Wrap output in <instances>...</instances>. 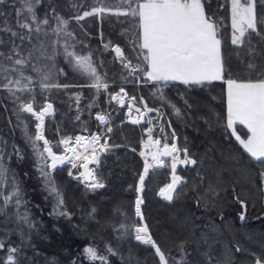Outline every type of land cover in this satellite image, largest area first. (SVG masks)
I'll return each instance as SVG.
<instances>
[{"label": "trees", "instance_id": "trees-1", "mask_svg": "<svg viewBox=\"0 0 264 264\" xmlns=\"http://www.w3.org/2000/svg\"><path fill=\"white\" fill-rule=\"evenodd\" d=\"M72 2L42 0L37 11L43 16L49 5H55L65 17L75 15V10L70 6ZM76 2L85 4V8L81 9L82 14L95 0ZM219 2L225 5L218 9V16L223 17L224 21V55L230 61L228 67L232 74L240 75L245 67L241 60L247 61L248 57L243 46L238 48L230 43V0ZM14 6L18 5H14L13 0H4L0 4V11L12 12ZM213 9H216L215 3ZM257 10L262 11L259 5ZM122 20L123 17L92 16L78 24L73 20L70 26V30L75 33V40L71 42L77 44L76 51H82L78 43L82 41V54L91 51L95 54V60L103 61L100 71L101 75L106 74L105 82L109 85L106 91L72 87L43 93V97L54 106L53 115L45 119V135L53 145L58 144L61 138L74 137L77 133L100 134L110 137L111 144L124 145L112 152L100 154L101 163L97 174L105 187L94 192L88 190L82 181L73 178L78 176L80 169L67 164L50 170L55 183L62 189L65 207L72 214L70 220L49 215L55 199L45 189L35 166L36 158L23 134V125L28 124L34 135L35 118L21 113L17 119L14 114L16 105L6 91L0 90V140L7 141L4 149L6 153H13V145H17L24 154L23 160L17 159L14 154L11 160L5 157V163L11 169L9 179L14 173L20 182L26 209L32 219L38 222L39 229L38 232H31V246L25 239L20 254L21 264H72L73 260L77 264H93L82 255L83 248L89 244L97 246L102 254H106L105 244H111L119 253L109 256L111 264H159L154 249L136 241L131 227L142 223L135 215L138 195L135 186L138 183L136 174L143 169V158L139 155L142 148L140 142L146 139L144 131L148 125L128 123L126 108L110 100V94L119 92L121 87L128 96H136L141 91L149 107L161 110L163 115L154 136L161 137L163 142L164 135H167L171 143L174 130L178 146L187 147L192 158L198 161L197 165L178 166L177 174L184 177L187 183L178 188L171 203L158 195L159 188L169 182L171 170L168 167L151 172L142 193L143 222L148 224L153 239L165 254H171L169 264H176L182 258L183 264H255V256L264 255V193L259 175L264 165L253 161L230 129L226 128L227 107L223 82L216 81L205 86H187L182 83L154 86L153 83L145 85L141 82V86H138L135 78L122 74L113 53H103L99 48L100 38L107 37L113 43L120 44L126 55L137 62L135 54L130 51L127 37L121 36V32L128 27V22L121 23ZM50 26L55 27V20L51 17ZM0 36L9 39L7 34L0 33ZM51 39H55V36ZM252 43L256 48L255 62L264 69V49L256 43L255 37ZM64 61L60 55L55 60L57 67L63 66L67 73V76L58 78L60 83H91L81 74L71 75ZM158 88L162 89L164 100L156 94ZM35 94L42 105L44 99L41 98L38 81ZM77 94L81 97L78 105L75 100ZM17 95L27 97V93L18 92ZM88 105L94 106L89 108ZM173 105L180 109L179 114ZM107 110L112 133H107L106 126L95 118L97 113ZM77 115L80 120L76 119ZM161 126L164 128L163 134L160 132ZM235 127L241 136H246V131L240 125ZM133 148L135 152L131 151ZM53 150L57 151V148ZM169 162L166 160V164ZM70 171L72 176L68 174ZM197 173L203 182L197 179ZM196 185L198 187H194ZM233 187L241 199L249 204L244 220L239 219L240 207L233 199ZM15 211V208L9 209V216ZM20 211H25V208L22 207ZM120 224L129 226L126 233L115 230ZM16 228L14 219L10 221L0 215V239L13 246L19 245L21 241L18 234H13ZM6 229L11 230L7 236ZM23 229L26 234L29 232L27 226H23ZM182 242L183 253L178 250ZM237 247L240 251H236ZM5 256L6 252L0 250V260ZM95 264L100 262L96 261Z\"/></svg>", "mask_w": 264, "mask_h": 264}, {"label": "snow or ice", "instance_id": "snow-or-ice-1", "mask_svg": "<svg viewBox=\"0 0 264 264\" xmlns=\"http://www.w3.org/2000/svg\"><path fill=\"white\" fill-rule=\"evenodd\" d=\"M12 12L0 11V33L7 34L8 40L0 36V90L8 93L14 105V114L17 119L21 113L30 114L35 118L33 129L28 124L23 125V134L27 144L31 147L36 158V168L44 181L46 191L55 199L50 216L65 217L71 219V213L67 211L62 189L55 183L50 170L65 162L73 168L83 169L78 171V176L73 177L82 181L90 191L102 189L105 184L97 174L101 163L100 153L112 152L124 145L111 144L110 137L90 133L88 136L76 135L75 137L61 138L58 144L53 145L45 135V119L54 112L53 103L43 97L44 92L53 89H69L72 87H90L97 92L105 91L109 85L105 82V76L100 69L103 61L94 59V53L87 51L82 54L76 51L77 44L75 33L70 30L71 22L77 24L86 17L115 16L123 17L121 23L128 22V27L121 32V36L127 37L131 46L130 51L135 54L137 60L133 63L120 44L111 41L104 44L106 50L110 49L115 58L121 62L123 68L129 71V75L135 76L143 84H162L167 86L170 81H179L187 86H205L213 82L221 81L225 86L227 100L226 128L250 155L253 161L264 165V69L255 62L256 48L253 46V37L256 43L264 49V0H230L231 39L230 43L238 48L243 46L247 61L241 60L245 67L240 75H233L225 58L223 47L224 28L223 17L218 16V9L225 5L219 0H95V3L81 14L85 8L83 2L73 0L71 8L75 15L65 17L57 10L55 5H49L48 11L43 16L38 14V7L42 0H13ZM228 2V0H226ZM4 0H0L3 4ZM216 9H213V4ZM258 5L262 11L258 12ZM50 17L55 20V27L50 26ZM55 36V39H51ZM62 50V51H61ZM58 55L76 72L88 77L91 83L88 85H72L60 83L58 77L67 75L63 68H58L55 60ZM53 69H56L54 72ZM41 90V105L35 94L37 87ZM55 81V82H54ZM27 93V97L17 93ZM156 94L164 100L161 88L156 89ZM127 98V99H126ZM81 97L75 96L77 105ZM110 100L115 101L121 107H127V117L133 124H141L148 113L154 112L156 119L161 118L159 108H149L144 97L128 93L123 87L119 92L110 94ZM139 105V106H138ZM94 105H88L89 108ZM175 108V106H172ZM177 114L179 108H175ZM135 112V116L133 113ZM110 114L97 113L96 120L101 124H109ZM80 120V116H76ZM246 126L247 138H242L236 132V124ZM145 129L147 139L141 140L142 150L139 155L143 157V169L136 175L138 183L135 191L138 193L135 200V215L141 221L144 220L142 205L146 180L150 173L158 168H170V181L159 188L158 195L167 201H172L178 188L184 186L187 181L177 174L178 166L197 165L198 161L192 158L187 147L180 148L176 141L175 131L171 133L172 141L168 142V136L164 135L163 142L160 138H154V119L148 118ZM170 125V122H169ZM86 130V129H85ZM112 127H106L107 133H112ZM160 132L164 133L161 126ZM103 140V143L101 142ZM7 141L0 140V215L10 221L14 219L17 228L13 234H18L21 243L13 246L4 239H0V250L6 252L5 258L0 264H21L20 254L24 247L25 239L31 246V232L39 231L38 222L32 219L26 209V202L20 182L11 169L5 163V157L11 160L14 154L17 159L23 160L24 154L17 145H13V153H6ZM62 146V150L61 149ZM57 148V151L53 149ZM131 151L135 152L133 148ZM119 159V158H117ZM166 160L170 161L166 164ZM69 176H72L70 171ZM259 175L264 178V170ZM197 179L200 178L197 173ZM132 187L131 185L129 186ZM198 187V185L194 186ZM233 199L239 205V219L244 220L249 204L241 199V195L232 188ZM199 203V201H197ZM24 207L25 211L20 209ZM15 208L12 216L9 209ZM95 212V209L92 210ZM23 226H27L29 232H24ZM127 225L120 224L116 231L126 233ZM135 240L154 249L159 264H169V257L161 246L153 239L146 222L132 225ZM59 231V229H56ZM11 230H5L7 236ZM178 250L184 252L183 242ZM236 251H240L237 247ZM105 253L93 245H86L82 255L95 264H111L109 256L119 255L111 244H105ZM174 260V258H172ZM72 264H77L76 260ZM176 264H183V258ZM255 264H264V255L255 256Z\"/></svg>", "mask_w": 264, "mask_h": 264}, {"label": "rangeland", "instance_id": "rangeland-1", "mask_svg": "<svg viewBox=\"0 0 264 264\" xmlns=\"http://www.w3.org/2000/svg\"><path fill=\"white\" fill-rule=\"evenodd\" d=\"M109 41H111L109 38H107V37H101L100 38V43H99V48H100V50L103 52V53H107V52H111V53H113V56H114V59H115V62H116V64L118 65V67H119V69H120V71L122 72V74H124L125 76H128V77H131V78H135V80H136V83L138 84V86H141V81H139L135 76H131V75H129L128 74V70L127 69H125V68H123L122 67V65H121V62L118 60V59H116L115 58V54H114V52H112L110 49H108V50H106L105 48H104V44H106V43H108ZM112 42V41H111ZM113 43V42H112ZM115 44V43H114ZM62 51V50H61ZM61 57H63L62 55H60ZM64 63H67L66 61H64ZM133 63H136L135 61L133 62ZM68 65V64H67ZM58 68H63L64 69V71H65V68L63 67V66H59ZM68 69H70L69 70V73L71 74V75H78V76H80V73H78V72H76L75 70H73L72 68H71V66H69L68 65V67H67ZM54 72L56 71V69L55 70H53ZM67 76V75H66ZM59 77H63L62 75L61 76H59ZM58 77V78H59ZM86 77V76H85ZM85 77H82V78H85ZM87 78V82H90V79L88 78V77H86ZM59 81V80H58ZM55 82V81H54ZM151 83V82H150ZM143 84V83H142ZM88 85V84H87ZM142 95V92L141 91H138V93H137V97H139V96H141ZM144 96V95H143ZM225 98H226V94H225ZM127 99V98H126ZM145 100V99H144ZM145 102L146 103H148L147 102V100H145ZM118 106L119 107H121V105H119L118 104ZM139 106V105H138ZM149 107V106H148ZM226 107H227V100H226ZM126 108V111H125V116H126V121L128 122V123H130V124H133L129 119H128V117H127V113H128V109H127V107H125ZM149 108H151V107H149ZM156 108H158V107H156ZM155 109V108H154ZM109 113V111L107 110L106 112H105V114H108ZM162 113V112H161ZM136 114H135V112L133 113V116H135ZM163 115V114H162ZM148 118H153L154 119V123H155V127H154V132H155V130L159 127V124H160V119L161 118H159V119H156V114L154 113V112H152V113H148V115H147V117H145V119L141 122V124H133V125H143V124H146V125H148L147 124V119ZM101 124V123H100ZM101 125H104V126H106V127H108V126H110V121H109V124L108 125H105V124H101ZM237 125V124H236ZM245 131H246V136L245 137H243V136H241L239 133H238V131H236L237 132V134H239L242 138H247V135H248V130H247V128H246V126H244V125H241V124H239ZM150 125H148L147 127H149ZM231 131V130H230ZM154 132H153V134H154ZM144 133L146 134V139H147V133H146V131H144ZM76 135H84L83 133L81 134V133H77ZM75 135V136H76ZM74 136V137H75ZM84 136H88V135H84ZM153 137L154 138H160L161 139V137H159V136H154L153 135ZM235 137V136H234ZM145 139V140H146ZM102 143H103V141H101ZM141 150H142V148H141ZM100 154H103V153H100ZM143 158V157H142ZM71 165V164H70ZM72 166V165H71ZM169 181H170V177H169ZM261 183H262V187H263V193H264V178H262L261 177ZM263 200H264V194H263ZM142 223H144L143 221H142Z\"/></svg>", "mask_w": 264, "mask_h": 264}, {"label": "water", "instance_id": "water-1", "mask_svg": "<svg viewBox=\"0 0 264 264\" xmlns=\"http://www.w3.org/2000/svg\"><path fill=\"white\" fill-rule=\"evenodd\" d=\"M53 113H54V112H53ZM29 115H30V114H29ZM52 115H53V114H52ZM50 116H51V115H50ZM175 142L177 143V139H176ZM67 164H69V163L65 162L63 165H58L57 168H60V167H62V166H64V165H67ZM57 168H56V169H57ZM54 170H55V169H54ZM82 170H83V169L81 168L80 171H82ZM161 198H162V197H161ZM164 200H165V199H164ZM165 201H166L167 203H171V201H167V200H165Z\"/></svg>", "mask_w": 264, "mask_h": 264}, {"label": "crops", "instance_id": "crops-1", "mask_svg": "<svg viewBox=\"0 0 264 264\" xmlns=\"http://www.w3.org/2000/svg\"><path fill=\"white\" fill-rule=\"evenodd\" d=\"M168 83H181V82H179V81H170ZM237 125H239V123H237Z\"/></svg>", "mask_w": 264, "mask_h": 264}, {"label": "built area", "instance_id": "built-area-1", "mask_svg": "<svg viewBox=\"0 0 264 264\" xmlns=\"http://www.w3.org/2000/svg\"><path fill=\"white\" fill-rule=\"evenodd\" d=\"M128 74H129V71H128Z\"/></svg>", "mask_w": 264, "mask_h": 264}, {"label": "flooded vegetation", "instance_id": "flooded-vegetation-1", "mask_svg": "<svg viewBox=\"0 0 264 264\" xmlns=\"http://www.w3.org/2000/svg\"><path fill=\"white\" fill-rule=\"evenodd\" d=\"M100 123V122H99Z\"/></svg>", "mask_w": 264, "mask_h": 264}]
</instances>
